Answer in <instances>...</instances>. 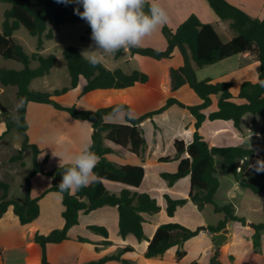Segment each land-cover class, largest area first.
Masks as SVG:
<instances>
[{
  "label": "trees",
  "instance_id": "obj_1",
  "mask_svg": "<svg viewBox=\"0 0 264 264\" xmlns=\"http://www.w3.org/2000/svg\"><path fill=\"white\" fill-rule=\"evenodd\" d=\"M215 15L223 21H229L230 27L236 31V36L229 42H224L214 26L210 23H202L199 18L192 14L176 31L163 26L162 33L167 40L168 46L165 50L149 47L131 49L132 54L149 56L157 60L171 57L173 50L177 47L183 58L184 65L177 69H170L171 90L176 91L183 85L188 84L201 98L199 105H185L175 98H169L166 103L155 111L148 112L134 120H126V125L106 123L105 118L117 105L101 108L95 111L79 110L75 106L65 107L52 99L48 92L34 91L30 84L34 79L50 74L57 62L55 55L43 56L40 51L43 49L44 38L51 40L54 33L48 29L49 23L55 28L65 24H76L83 22L74 9L79 7L75 3H57L56 0H0L3 3H10L12 7L5 11L4 21L0 29V57L19 62L24 65L20 70L0 69V84L2 87L16 88V98L19 101L15 126L23 135L24 141L16 158L22 157V152L31 150L33 153V168L25 178V200L22 203L8 199L9 186L0 182V188L4 195L0 199V218L7 212L9 207L13 208L22 225L32 223L40 214L38 200L31 198V178L38 173L44 174V169L39 166L36 160L40 152L35 144L29 142L27 135L26 112L29 102L44 103L53 106L55 109L67 112L75 119L89 121L93 128L91 150L99 156V162L95 168L98 177L96 182L90 183L78 191L61 193L65 210L63 218L65 224L62 229L52 231L49 235L36 234L34 241L41 247V264H51L47 259V244H58L69 240V230L79 223L81 212L89 214L105 206L117 207L119 213V233L125 238L127 235H134L139 241L146 238L143 230L145 221L142 213L155 214L160 211L156 199L148 194H138L129 189H124L119 195L112 194L104 185V181L122 183L132 188H138L143 182L145 169L141 166L119 165L107 159V154L112 149L106 145V141L113 142L121 147L128 148L130 152L144 159L147 149L143 129L140 124L146 119H153L155 115L161 114L171 106H178L186 109L195 119L193 139L189 144L183 140H176L174 148L176 151L173 159L180 160L175 173H163L161 177L172 186L179 179L190 176L191 189L188 198L172 199L165 195L167 203L166 212L173 217L178 207L185 205L189 200L194 202L199 210L206 206H213L214 212L222 214L224 218L216 226H208L210 233H219L226 228L229 222H240L246 225L244 218L236 215L232 203L219 206L215 203V194L220 183L214 174L215 157H222L225 163L232 169L235 178L240 184L254 193H264V185L257 186L252 183L242 182L237 171V162L253 157L254 151L241 147H209L207 142L199 133L203 122L206 120H231L236 128H240L242 118L245 114H260L264 120V19L250 16L241 9L233 6L227 0H207ZM21 27L38 38L36 52L31 56L27 55L13 35ZM91 33V28L88 29ZM249 53L259 65V82L245 81L242 83L238 97H234L230 91L231 83H212L206 79L199 81L196 77V67L203 68L217 64L224 59ZM119 52L116 53L118 55ZM63 57L67 63L70 78L69 85L60 90H55V95H61L77 87L79 79L83 76L87 80L84 92L87 93L96 89H124L133 86L135 83H146L148 76L140 71L125 73L121 69L111 71L103 64L91 66L81 57V52L74 46H67L63 50ZM35 62L37 66L31 67ZM212 95H219L218 110L209 116L203 110L212 104ZM129 108L127 105H124ZM10 126H8L9 128ZM264 132V125H263ZM187 157L182 158L183 154ZM170 157H163L161 162L171 161ZM48 162V157L43 161V166ZM56 167L47 174L51 177V185L47 192H59L57 185L61 180V173L64 167ZM264 178V173H262ZM60 193V192H59ZM254 233L252 243L254 248L261 246L264 223L251 224ZM91 231L102 235L105 240L102 245H111L109 232L105 227L92 225L88 227ZM199 230H191L179 223L162 224L156 230L154 237L149 241L146 258L162 257L170 248L177 247L176 264H183L181 260L187 255L182 249L184 243L197 236ZM79 242L91 243L86 238H78ZM134 248L126 247L116 255L104 256L98 261H91L87 264H104L109 261H119L123 264H134L121 258L123 253L133 252ZM191 264H200L197 261ZM209 264H223L219 254L216 253Z\"/></svg>",
  "mask_w": 264,
  "mask_h": 264
},
{
  "label": "crops",
  "instance_id": "obj_2",
  "mask_svg": "<svg viewBox=\"0 0 264 264\" xmlns=\"http://www.w3.org/2000/svg\"><path fill=\"white\" fill-rule=\"evenodd\" d=\"M227 2L252 17L264 19V0H227ZM158 3L167 11L169 16V23L164 26H167L173 32L192 14H195L202 23L212 24L222 40L221 33H226L228 30L227 25H223V23L217 21L218 17L210 8L207 0H158ZM226 22H228L229 28H231L230 22ZM220 27L221 32H219ZM162 28L145 38L144 41L146 42L141 47L165 50L168 43L162 33ZM235 36L223 41L229 42ZM157 40L161 43L160 46L155 44ZM234 57L203 68L196 67L195 63L192 62L196 77H198L201 70L216 68V66L221 64L224 65ZM236 58H238V61L234 66H228V68L220 72L203 76L200 81L209 79L212 83H231L230 91L234 97H238L243 82H259L260 63L249 53L236 55ZM113 59L114 62L111 63V66H108L106 62L102 64L111 71L117 69H121L125 73L140 71L148 76V81L146 83L137 82L133 86L124 89H96L85 93L84 87L87 84V80L81 76L76 88L61 95H55L54 91L60 90L63 87L49 92L52 94V99L62 106H75L79 110L95 111L114 105H127L135 112L136 118L161 108L171 97L190 106L202 103L201 98L188 84L183 85L176 91L171 90L170 69H177L184 65V58L177 47L173 50L171 57L161 60L149 56L132 54L130 50L128 52L120 51ZM211 99L212 104L203 110L206 116L218 110L219 95H212ZM31 112L33 115L30 116ZM34 112H37V115ZM45 114L58 118L63 123H54L44 117ZM26 121L29 142L39 148L40 152L37 154L36 160L38 165L44 169V174L38 173L31 178V198L38 200L40 214L32 223L22 225L13 208H8L7 212L0 218V264H41V247L35 243V235L37 233L49 235L54 230L62 229L65 224L63 218L65 210L63 196L59 192H47L52 181L47 173L59 167L61 157L62 165L70 164L71 160L86 144H92L93 128L89 121L75 119L67 112L57 110L49 104L29 102L27 104ZM105 122L120 125L128 123L124 119L110 120L107 118H105ZM194 123V117L186 109H182L176 105L171 106L161 114L155 115L152 120L146 119L143 121L140 127L143 129L147 143L144 159L130 152L128 148L106 141V145L112 149V152L106 156L108 160L119 165L141 166L145 169V176L140 187L132 188L122 183L104 181V185L108 191L115 195H119L124 189H129L138 194L145 193L156 199L161 208L155 214L142 213L145 220L143 222V230L146 236L144 240L139 241L132 234L123 238L119 233V213L117 207L105 206L89 214L81 212L79 214V223L68 232L69 240L58 244H47L46 254L48 261L51 264H87L91 261H98L104 256L119 254L124 248L129 246L134 248V251L123 253L121 258L134 264H176V246L170 248L162 257L146 258L145 252L147 251L149 241L154 237L160 225L171 222L178 223V220H176L178 212L188 206L198 208L194 202L189 200L185 205L178 207L173 217H169L166 212L167 203L165 195H168L172 199L188 198L191 189V179L188 175L170 186L161 177L163 173H175L177 171L180 160L173 159L176 154L174 142L176 140H183L186 144H189L193 139L195 131ZM263 125L264 120L260 114L247 113L242 118L240 128H236L231 120H206L199 129V133L209 147H241L253 150V157L237 162V166H241L242 170L239 172L240 181L250 183L247 179L262 177V173H264V171L258 172L256 170L257 161L264 160L262 156V152L264 151ZM46 157H48V162L43 166V161ZM163 157H170L172 160L161 162L160 159ZM185 157H187L186 153L182 155V158ZM214 174L219 180L220 178L215 170V163ZM219 183V189L215 194V203L223 206L228 203H217V198L221 191L220 180ZM235 184L234 189L237 186L245 188L237 179ZM211 207L213 208V206ZM219 215L222 216L221 221L224 216L222 214ZM229 223L225 228L227 229V243L225 246H228L231 237ZM92 225L102 226L108 230L111 245L101 244L105 238L88 228ZM245 226H247V223ZM207 227L205 226V229H201V232L208 234L213 242L218 233H210ZM253 233L252 229L251 239ZM79 237L86 238L91 243L79 242ZM188 241L182 247L184 251H186L185 245ZM263 244L264 232H262L261 246L259 248ZM211 250V255H214L215 249L212 247ZM174 257L175 259H173ZM185 257L181 260L183 264H186L184 261ZM231 257L235 260L233 255ZM197 262L208 264L202 260H197ZM104 264L123 263L109 261Z\"/></svg>",
  "mask_w": 264,
  "mask_h": 264
},
{
  "label": "rangeland",
  "instance_id": "obj_3",
  "mask_svg": "<svg viewBox=\"0 0 264 264\" xmlns=\"http://www.w3.org/2000/svg\"><path fill=\"white\" fill-rule=\"evenodd\" d=\"M71 2L75 3V0H71ZM11 7L10 3L0 2V29L4 21V13ZM217 21L228 27L226 33H221L223 40H229V38L237 34L236 31L229 28L228 22L222 21L219 18H217ZM89 28L85 20L76 24H65L59 28H55L52 23H49L48 29L53 31L54 37L51 40L44 38L43 49L40 53L45 57L51 54L55 55L57 62L49 75L32 81L30 85L31 90L49 93L53 89H60L69 85L70 78L67 63L63 57V50L67 46H74L80 52L89 48L93 44V41L90 39L91 33L87 32ZM219 32H221V27L219 28ZM13 37L16 42L22 45L27 55L31 56L36 52L38 38L31 36L25 28L21 27L17 30ZM155 44L157 46L161 45L158 40ZM237 61L238 58L235 56L224 65L221 64L216 66V68L201 70L197 79L200 81L203 76L215 74L228 68V66L232 67ZM104 62L108 66H111L114 59L113 57H106ZM36 66L37 63L35 62L31 64L33 68ZM2 68L20 70L24 68V65L0 57V69ZM0 103L7 109L4 113L0 111V182L6 183L9 186L8 199L22 203L25 200V178L33 168V153L31 150H26L22 152L21 158H16L24 141L23 135L15 126L19 107L16 89L13 87L4 88L0 84ZM34 114L37 115V112H34ZM31 115H33L32 112ZM44 117L54 123H63L58 118L46 114ZM8 126L10 127L8 128ZM262 156L264 157V151L262 152ZM215 170L221 182V191L218 195L217 203H232L235 207L236 215L244 218L247 223V226H242L240 222L236 221L229 223L231 237L228 246H225L227 240L221 246L218 253L220 261L223 264H264V244L259 249L253 247L251 239L252 229L250 228L251 224L264 223V193H254L250 189L240 186L234 189L236 186L235 175L222 157H215ZM247 180L257 186L264 185L263 177H251ZM231 188L233 189L231 190ZM229 190H231L230 193H228ZM3 195L4 190L0 188V199ZM193 207L188 206L178 212L176 216L178 223L181 221L180 224H183L187 228L199 230L198 235L190 239L185 245L187 256L184 261L186 264H191L194 261L202 260L209 264L217 253L214 244L215 240L212 242L210 236L203 234L201 229L205 228V226L217 225L222 216L215 213L211 206L206 207L204 210H199L195 206ZM210 247L215 249L214 255H211L212 250ZM232 255L235 257V260L231 257Z\"/></svg>",
  "mask_w": 264,
  "mask_h": 264
},
{
  "label": "clouds",
  "instance_id": "obj_4",
  "mask_svg": "<svg viewBox=\"0 0 264 264\" xmlns=\"http://www.w3.org/2000/svg\"><path fill=\"white\" fill-rule=\"evenodd\" d=\"M56 2L68 4L71 0ZM75 3L83 8L80 11L77 7L74 12L88 23L93 41L81 52V57L93 67L102 64L106 57H114L117 52L141 47L145 38L169 23L168 13L158 0H75ZM106 118L130 121L136 119V114L124 105H117ZM98 162L99 156L91 150V145L86 144L64 167L57 185L59 192L71 193L96 182L98 177L94 170ZM59 166H63L62 157ZM256 170L264 171V160L257 161Z\"/></svg>",
  "mask_w": 264,
  "mask_h": 264
},
{
  "label": "water",
  "instance_id": "obj_5",
  "mask_svg": "<svg viewBox=\"0 0 264 264\" xmlns=\"http://www.w3.org/2000/svg\"><path fill=\"white\" fill-rule=\"evenodd\" d=\"M6 107H4L1 103H0V111L1 112H6ZM205 229V228H203ZM227 229H224L221 233L216 234V239H215V247H216V251L217 253H219L221 246L223 245L224 241L227 239Z\"/></svg>",
  "mask_w": 264,
  "mask_h": 264
},
{
  "label": "built area",
  "instance_id": "obj_6",
  "mask_svg": "<svg viewBox=\"0 0 264 264\" xmlns=\"http://www.w3.org/2000/svg\"><path fill=\"white\" fill-rule=\"evenodd\" d=\"M237 171H238V172H241V171H242V170H241V166H238V167H237Z\"/></svg>",
  "mask_w": 264,
  "mask_h": 264
}]
</instances>
